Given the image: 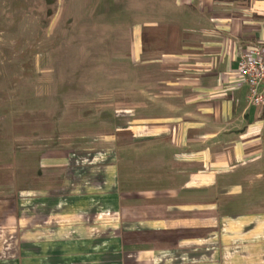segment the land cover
Here are the masks:
<instances>
[{
    "label": "crops",
    "instance_id": "crops-1",
    "mask_svg": "<svg viewBox=\"0 0 264 264\" xmlns=\"http://www.w3.org/2000/svg\"><path fill=\"white\" fill-rule=\"evenodd\" d=\"M143 24L133 85L66 98L65 130L0 168L25 264H264V105L235 80L264 0H156Z\"/></svg>",
    "mask_w": 264,
    "mask_h": 264
},
{
    "label": "rangeland",
    "instance_id": "rangeland-1",
    "mask_svg": "<svg viewBox=\"0 0 264 264\" xmlns=\"http://www.w3.org/2000/svg\"><path fill=\"white\" fill-rule=\"evenodd\" d=\"M154 21L156 0H0V168L28 150L26 139L65 130L66 98L133 85L134 33L140 28L154 50L152 29L143 24ZM142 73L152 77L156 69ZM15 212V201L2 200L0 264H25Z\"/></svg>",
    "mask_w": 264,
    "mask_h": 264
},
{
    "label": "built area",
    "instance_id": "built-area-1",
    "mask_svg": "<svg viewBox=\"0 0 264 264\" xmlns=\"http://www.w3.org/2000/svg\"><path fill=\"white\" fill-rule=\"evenodd\" d=\"M238 85H246L251 105H264V45L246 48L241 52L235 77Z\"/></svg>",
    "mask_w": 264,
    "mask_h": 264
}]
</instances>
